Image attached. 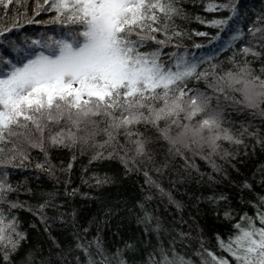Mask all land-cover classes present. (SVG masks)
<instances>
[{"label": "snow or ice", "instance_id": "obj_1", "mask_svg": "<svg viewBox=\"0 0 264 264\" xmlns=\"http://www.w3.org/2000/svg\"><path fill=\"white\" fill-rule=\"evenodd\" d=\"M12 3L0 0L4 9ZM245 9L243 0H210L206 4L207 12L229 14L209 21L197 17L200 23L219 30L209 40L210 44H219L209 50V55L200 57L180 51L182 45L173 43L184 36L176 19H187L177 0H43L35 15L54 12L50 20L35 21L25 12L14 18L11 27L0 28V36L32 23L57 24L64 29L58 37L45 38L41 33L39 39L25 36L19 44L15 40L0 41L6 45L0 50V205H7V214L0 209V264H16L22 241L27 239L18 230L12 209L31 212L50 238L49 221L62 220L63 213L50 217L46 212L47 208L61 207L55 202V192L43 193L36 205L9 199L12 193L18 196L21 191L32 192L19 182H10L12 170H27L34 162L36 170L55 175L56 166L50 159L53 150L72 152V160L76 151L84 154L92 150L89 163L118 158L126 174L143 172L145 182L161 193L163 189L149 175V167L162 173L171 160L179 157L189 169L193 167L189 163L191 153L207 160L214 172L226 173L212 157L220 154L230 163L226 158L234 154L221 153L219 142L243 144L245 133L264 150V127L253 132L248 131L251 125L242 127L237 136L224 126L228 108L247 110L259 116L264 126V12L251 20ZM220 32H227L228 39L221 40ZM194 35L207 37L209 33ZM171 47L177 50L165 53ZM223 52L231 53L227 57L230 68L219 60ZM254 62L258 69L253 67ZM201 82L204 90L199 87ZM71 168L72 163H68L66 169L59 170L70 172ZM260 172L264 186V168ZM70 182L69 178L66 184ZM110 182V177H95L96 185ZM241 189L251 190L252 184L245 180ZM77 191L65 188L64 194L75 195ZM151 199V195L145 197ZM208 199L218 204L227 197L220 194ZM168 202L183 211L181 201L169 195ZM138 207L136 222L143 225L144 235L149 237L146 249L139 247L145 244L140 240L109 250L99 230L87 240L77 229L74 245L61 247L53 238L58 252L50 251L45 258L41 252L29 251L22 256L21 264H37V256L39 264H136L137 252L142 254L139 264H264V196L253 205L255 216L244 213L231 224L234 231L227 240L217 233L220 254L206 247L203 238L198 248L191 253L185 251L189 233L166 228L143 201ZM105 209L106 224L118 209L109 205ZM224 219L233 220L230 207L225 208ZM82 231L87 233L89 228L82 227Z\"/></svg>", "mask_w": 264, "mask_h": 264}, {"label": "trees", "instance_id": "obj_2", "mask_svg": "<svg viewBox=\"0 0 264 264\" xmlns=\"http://www.w3.org/2000/svg\"><path fill=\"white\" fill-rule=\"evenodd\" d=\"M209 2L210 0H177V6L181 7L187 15V19H176V25L184 33L182 38L173 42L182 45L180 51L191 52L198 49L194 47V44H201L204 47L210 44L211 37L219 32L218 29L209 27L197 20L199 17L201 20L209 21L229 14L227 11L211 13L205 11V6ZM214 2L228 3V0H214ZM243 2L246 4L247 16L251 20H255L257 13L264 12V0H243ZM38 4H43V0H13L8 9H4L0 5V28L11 27L14 18L23 15L25 12L28 17L34 18L35 21H48L55 15L54 12L44 11L35 15ZM244 23L246 21L242 22V27ZM62 31H64L63 27L57 24H24L23 27L12 28V31L0 36V41L15 40L19 44L25 36L39 39L40 34L44 33L45 38L51 35L58 37ZM195 32H207L209 36H196L194 35ZM219 35L221 40L228 39L227 32H220ZM217 44L219 41H213L203 56L209 55V50L215 49ZM5 48V44H0V50ZM170 50L176 51L177 49L174 47L166 48L165 53ZM230 54V52H223L219 56V60L224 61L226 69L231 67L227 61ZM237 59H241V57H237ZM253 67L258 69V63L254 62ZM199 87L204 90L203 82L200 83ZM225 114L224 126L230 128L237 136L240 135L242 127L251 125L248 127L249 132L264 127L261 118L253 116L247 110L237 111L235 108H228ZM242 139L244 143L240 145L223 140L219 142L221 153L234 154V156L226 158L230 163L222 160L220 154L212 157L218 165H222L227 170L226 173L214 172L207 160L202 159L199 155L192 157L191 153L188 155L189 163L193 165L192 168L185 169V161L179 157L171 160L167 170L162 171V173H157L149 167L147 169L149 175L163 189V193L145 182L146 177L143 172L126 174L118 158L89 163L92 150H86L84 154L76 151L75 160H72L73 153L66 149L53 150L50 153V159L52 164L56 166L54 176L36 170L34 162L27 170H12L9 177L10 182L13 185L19 182L24 188H31L32 192L21 191L18 196L17 193H12L9 199L18 198L21 201L36 205L42 200L43 193L55 192L57 193L55 202L61 207L58 210L47 208L46 212L50 217L54 214L63 213L62 220L67 221V223H63L61 219H57L55 222L50 220V238L49 232L43 231L44 225L31 212L24 209H12L11 214L17 217L18 230L27 235V239L22 241L20 255L16 257V264H21L22 256L29 251L41 252L45 258L50 251L53 254L58 252L59 249L53 244V238L61 247H67L69 243L74 245L73 233L77 229H80L79 234L87 240H91L99 230L101 241L109 250L123 248L125 242L135 243L140 240H143L145 244L139 247L146 249L149 237L144 235L143 225L136 222V213L140 211L138 203L141 201L145 203L148 211L160 218L166 228H171L174 233L190 234L186 240L185 251L191 253L198 248L200 239L203 238L206 247L220 254L216 241L217 233L227 240L228 235L234 231L231 224L239 220V217L244 213L255 216L256 208L253 205L257 204L259 196H264L260 172V169L264 168V150L256 144L255 139L250 137L248 133H245ZM159 159L163 160L164 157L160 156ZM68 163H72L70 172H61L59 169H66ZM105 176L110 177L111 182L96 185L95 177L104 178ZM69 178L71 182L66 184ZM245 180L252 184L251 190L241 189ZM84 181H88V183ZM65 188L69 192L73 188L78 191L75 195H65ZM220 194L227 197V200H221L218 204L209 201V197H218ZM148 195H151L153 199L145 200ZM169 195L183 203L182 212L177 211L173 205L169 204ZM105 205L115 206L118 209L117 214L113 215L106 224L103 222ZM226 207L233 210V220L231 221L224 219ZM0 209L5 210L7 214V205H0ZM129 209L132 211H128ZM217 211L219 215L216 214ZM73 213H75V227H73ZM33 224L36 225L35 228L32 227ZM82 227H88L89 231L84 233ZM166 239L167 234L165 233ZM151 240L153 243L156 242L155 235L151 237ZM141 255V252L135 254L136 264H139ZM224 255L227 256L226 253ZM192 258L198 259L194 256ZM39 259L40 257L37 256V264H39ZM143 259H147L146 251L143 254Z\"/></svg>", "mask_w": 264, "mask_h": 264}, {"label": "rangeland", "instance_id": "obj_3", "mask_svg": "<svg viewBox=\"0 0 264 264\" xmlns=\"http://www.w3.org/2000/svg\"><path fill=\"white\" fill-rule=\"evenodd\" d=\"M51 36H53V35H51ZM211 44H212V43H211ZM211 44H208V45H206V46H204V47H201V48H199V49H195V50L189 52L190 56L193 55V54H194L195 56H197V57H200V56L205 55V54H206V50H207V48H208Z\"/></svg>", "mask_w": 264, "mask_h": 264}]
</instances>
